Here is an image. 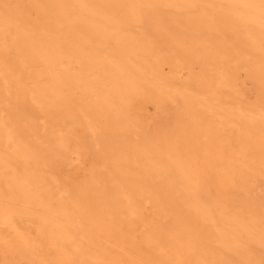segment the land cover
Here are the masks:
<instances>
[{"label":"rangeland","instance_id":"374dc122","mask_svg":"<svg viewBox=\"0 0 264 264\" xmlns=\"http://www.w3.org/2000/svg\"><path fill=\"white\" fill-rule=\"evenodd\" d=\"M263 108L260 1L0 0V155L47 137L45 183L90 199L65 217L0 196V264H220L233 235L228 263L264 260L229 221L264 223ZM104 165L144 221L110 210Z\"/></svg>","mask_w":264,"mask_h":264},{"label":"bare ground","instance_id":"6f19581e","mask_svg":"<svg viewBox=\"0 0 264 264\" xmlns=\"http://www.w3.org/2000/svg\"><path fill=\"white\" fill-rule=\"evenodd\" d=\"M255 1H260L261 3L264 4V0H255ZM62 17H64V16L62 15ZM237 111H242V109L238 108ZM256 116L258 118V121L264 123V108L263 109H259L257 111V113H256ZM32 135L33 134H30L29 139L25 143L19 144L18 146L14 147V149H12L11 152H9L8 154L0 155V196H2L3 198H5L7 200H20L24 196L25 190H28L29 194L32 197L36 198V200L40 204V206L44 207L45 209H50V210L57 209L58 214L63 215L65 217H67L72 210L75 211L76 209L80 208L81 205H83V204L88 205L89 202H90V199H89L88 187H87V184H85L86 183V179L84 180V186H82V188H79V190L76 192V195H74L73 197H69V198H64L63 196H60L62 194L61 192H60V195H58L55 192V188L53 186L48 185V184L45 183L46 182L45 179H44L45 169H43L44 166L42 167L39 164V161L43 159V156H44V154H43V150H44L43 149V144L46 141L47 137H39V136L35 135V138H34ZM20 138H22V137H20ZM43 161H45V160H43ZM115 161H117V160H115ZM110 162H111V160H110ZM54 166H55V164H54ZM256 166H258V165H256ZM115 167H116V165H115ZM115 167H113V168H115ZM104 168L106 169V171H107L106 174H108L109 179H110V181H108L109 182V186H108V191H107L108 199L111 201L110 210L112 212L117 211V210L122 212L123 210L128 209L129 212L131 213L132 217H133V220H135V221L142 220L143 219V214L141 213V210H136L135 209L136 207H135V205H133V203L131 202V198L129 197L130 196V192L128 191V189L126 187H124L123 184L120 183V181L116 178V176L113 174V172L111 173V171H109L107 165H104ZM139 169H140V167H139ZM256 171L258 173L262 174L261 171L260 172H259V170H256ZM180 172L183 175V180H184L183 181L184 182V186H183L182 194L185 195L186 197H190L193 200V202L196 205V207L203 213L205 218H209L210 217L209 211L207 210L206 206H204V205H202L200 203V196H199V192L196 191V189H197L196 188V182H195V180H194V178L192 176L193 174L189 173L184 167H180ZM128 176H130V175H128ZM144 181L145 180H143V183H144ZM72 182H73V180H72ZM75 187H76V185H75ZM57 192H58V190H57ZM65 197H67V195ZM102 199H104V198H102ZM123 201H126V202L124 203ZM145 204H146V202H145ZM139 209H141V208H139ZM53 211H55V210H53ZM6 216H7V214H6ZM235 216L236 215L233 214L229 218V221L231 223L235 222L236 226L242 227L243 230H245V232H247L249 240H251V241L254 240V241L259 242L262 245H264V223H261L260 225H258L259 226V228H258L259 230H256L257 226H254L251 222L245 223L244 221H242V219H239L238 217H235ZM101 218H102V216H101ZM145 218H146V215H145ZM100 220H102V219H100ZM3 221H5V220H3ZM142 221H144V220H142ZM236 222H237V224H236ZM134 223L135 222H133V224ZM149 223H151V222H149ZM126 227H127V225H126ZM11 228H13V227H11ZM70 237H71V235H70ZM221 240H223V241H221ZM221 240H220L219 243H220L222 252L220 253V257L218 259L220 260V264H230V263H228L229 259L226 260L227 257L225 256L224 252L233 251L234 253H238L239 251H237V249L241 248L238 245L240 240L235 235H233L232 238H230V239H225L224 238V239H221ZM72 243H73V241H72ZM187 244L190 247H192V249L194 251L195 241L189 240L187 242ZM237 246H238V248H236ZM240 250H242V249H240ZM0 252H1V249H0ZM202 253H204V251ZM2 254L4 255L5 253H2ZM236 261L237 262H235L234 264H262V262H264V260L260 259L257 254L253 255V253H251V252H242V258H239ZM200 264H205V262H201ZM213 264H215V263H213Z\"/></svg>","mask_w":264,"mask_h":264}]
</instances>
